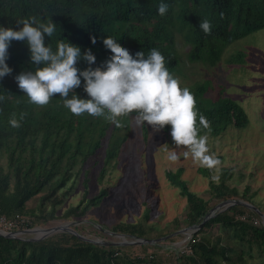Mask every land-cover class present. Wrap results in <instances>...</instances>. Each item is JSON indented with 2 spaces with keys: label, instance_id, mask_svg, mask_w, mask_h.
<instances>
[{
  "label": "trees",
  "instance_id": "obj_1",
  "mask_svg": "<svg viewBox=\"0 0 264 264\" xmlns=\"http://www.w3.org/2000/svg\"><path fill=\"white\" fill-rule=\"evenodd\" d=\"M161 2L169 5L164 16L158 14ZM31 17L56 24L53 36H45V45L53 51L61 40L80 47L82 54L90 49L96 57L92 68L101 66L112 55L103 45V40L111 37L133 57L139 51L147 56L152 48L157 49L165 57L169 72L176 78H186L185 62L177 51L178 37L190 46L188 61L215 66L228 46L264 30V0H0V27L20 30L22 25L17 21ZM203 19L212 25L208 35L199 28ZM8 53L6 63L13 71L0 79V96L4 97L0 100V215L8 219L18 214L27 216L31 220L28 228L33 229L60 218L59 208L75 189L82 168L98 162L102 150L108 166L112 160L121 158L131 141L149 144L156 136L151 126L146 123L137 126L131 116L118 118L123 125L119 128L103 117L86 113L75 116L63 106L58 94L43 107L29 103L15 82L21 72L35 70L27 42L12 41ZM246 59L234 54L228 62L243 66ZM76 66L83 71L89 65L81 60ZM83 83L81 80V87L74 92L79 98L88 99ZM184 87L195 96L200 135L218 137L231 127L244 129L249 125L248 113L237 99L226 93L227 88L215 92L206 82ZM13 113L18 120L22 113L26 114L19 128H12L8 123ZM199 114L210 122V129L200 127ZM170 131L171 127L166 126L157 134L169 138ZM184 172V168L175 172L167 170L166 177L186 198L184 218L188 227L199 226L211 211V201L189 189L181 179ZM198 172L209 178L212 198L221 202L239 200L252 206L240 204L216 212L198 231L205 232L214 224L223 225L225 231L232 230L226 241L222 238L197 241L196 234L193 236L196 241L191 243L192 253L180 252L171 261L158 253L162 247L159 242L123 246L95 244L68 231L38 241L28 240L30 237L0 236V264H264V222L260 209L251 198L240 195L226 183L231 171L223 169L218 183L212 178L214 169L199 167ZM104 173L105 169L101 172V181ZM86 175L88 186V171ZM107 194V189H101L98 196L89 198L86 190L82 201L71 205L61 218L84 217ZM35 198H39V204L28 209L27 203ZM232 212L247 214L249 218L241 221ZM252 217L260 221L259 225L251 222ZM144 219L147 221L149 215L145 214ZM179 224L180 219H176L175 225ZM74 231L80 234L79 226L75 225ZM111 231L134 239L167 236H152L157 228L144 222H119Z\"/></svg>",
  "mask_w": 264,
  "mask_h": 264
},
{
  "label": "rangeland",
  "instance_id": "obj_2",
  "mask_svg": "<svg viewBox=\"0 0 264 264\" xmlns=\"http://www.w3.org/2000/svg\"><path fill=\"white\" fill-rule=\"evenodd\" d=\"M189 50L190 46L178 37L177 51L185 62L183 72L186 75V78L177 76L181 88L188 86L190 81L212 80V90L223 91L219 85L227 88L226 93L237 99L240 105L242 104L250 119L249 125L244 129L231 127L221 136L208 137L209 154H214L221 161L214 169L212 178L215 177L213 180L218 183L221 181L220 175L223 169L231 171L226 183L231 188H236L240 195H247L252 199L260 209L261 220L264 222V30L228 46L222 60L215 66L207 65L202 61L197 63L188 61ZM234 54L242 55L245 59L247 55L245 64H241L243 66L231 65L228 62ZM211 94L217 95V93ZM152 133L156 136L155 140L140 145L135 140L131 141L122 151L121 158L112 160L108 166L105 165V152L102 150L98 162L91 166L86 164L82 168L75 189L68 194V198L59 208L57 215L60 218L50 221L41 228L68 225L74 230V226L77 225L80 234L104 243L122 240L111 233L112 227L119 222H144L149 226H155L157 232L152 236L174 234L188 227L184 218L186 198L180 195V190L166 177L167 170L175 172L179 168L185 169L181 179L186 182L189 189L206 200L210 199V210L222 203L212 198V193L209 192V178L203 177L198 172L200 166L194 164L191 157L185 159L181 155L175 163L166 159L167 151L175 147L171 135L169 138H163L153 131ZM135 134L132 133L133 136ZM175 150L177 153L183 151L181 148ZM103 169L105 173L101 181ZM87 171L88 186L85 185ZM101 189L108 190L107 197L100 203L95 202L84 217L71 220L61 218L71 205H78L82 201L86 190L89 192V198H93L98 196ZM39 202V198L31 200L27 203L28 209L35 208ZM145 214L149 215L147 221L144 219ZM232 214L241 221H247L249 218L247 214L238 212ZM176 219H180L179 226L175 225ZM250 220L255 225L260 223L254 217ZM198 231H186L169 238H160L162 240L158 242L162 247L157 250L158 253L172 261L193 243V236L196 234H198L197 241L199 238L213 241L222 238L226 241L227 235L232 232L231 228L229 232L225 231L220 224H214L202 233ZM34 236L20 235L24 238ZM127 239L135 240L131 237ZM134 249L139 251L140 248ZM153 250L154 248L150 251Z\"/></svg>",
  "mask_w": 264,
  "mask_h": 264
},
{
  "label": "clouds",
  "instance_id": "obj_3",
  "mask_svg": "<svg viewBox=\"0 0 264 264\" xmlns=\"http://www.w3.org/2000/svg\"><path fill=\"white\" fill-rule=\"evenodd\" d=\"M168 10L167 3L159 4L160 16L166 15ZM17 24L22 25L20 30L0 27V79L13 71L6 63L11 42L26 41L35 70L21 72L15 82L29 103L43 107L58 94L71 114L103 117L117 128L123 126L118 118L124 116H131L137 126L146 123L155 133L170 126L175 147L167 151L168 161L175 163L182 155L185 159L191 157L194 164L209 170L220 165L221 161L209 154L208 135L199 134L194 94L187 87L181 88L179 78L169 72L160 51L152 48L147 56L139 51L133 57L128 49L107 37L103 45L112 55L101 66L92 68L96 57L90 49L82 54L80 47L66 40L59 41L55 51L45 45V36L52 37L56 30L52 20L40 22L31 17L17 21ZM199 28L208 35L211 22L203 19ZM92 43H96L95 38ZM81 60L89 65L83 71L76 66ZM81 80L88 99H81L74 92L81 87ZM198 82H206L212 89V80L190 81L189 85ZM3 99L0 96V100ZM24 115L22 113L18 120L13 113L9 125L19 128ZM199 125L210 129V122L202 114H199ZM176 148L183 149L182 153H177Z\"/></svg>",
  "mask_w": 264,
  "mask_h": 264
},
{
  "label": "water",
  "instance_id": "obj_4",
  "mask_svg": "<svg viewBox=\"0 0 264 264\" xmlns=\"http://www.w3.org/2000/svg\"><path fill=\"white\" fill-rule=\"evenodd\" d=\"M240 204L251 206L250 204L244 203L243 201L227 200L225 202L220 203L216 207H214L210 211V213L206 216V220L209 219L210 217H212L218 211L220 212V211H222L224 209L229 208L230 206L240 205ZM206 220L203 223H201L199 226L187 227L185 229L177 231L174 234H180V233H184L186 231L200 230L204 226ZM40 231H43V233L38 234ZM61 231H68V232L74 233L77 236L81 237L82 239L90 241V242L95 243V244H110V245H115V246L135 245V244H143V243H154V242H158V241H160L162 239L169 238L170 236L174 235V234H171V235L162 237V239H160V238L159 239H135V240L129 241L127 239L128 236H126L124 234H115L114 232H111L112 234L118 236L122 240L119 241V242L104 243L101 240H94V239H89L87 237H84V236L78 234L77 232H75L74 230H72L70 227H68V225H66V226H58V227H53V228L35 227L33 229H29V230L24 231L23 235H28V234L29 235H35L34 237L29 238L28 240L38 241V240L45 239V238L49 237L50 235H52V234H54L56 232H61ZM0 236H4L6 238H21L19 235H17L16 233H13V232L12 233H1L0 232Z\"/></svg>",
  "mask_w": 264,
  "mask_h": 264
},
{
  "label": "built area",
  "instance_id": "obj_5",
  "mask_svg": "<svg viewBox=\"0 0 264 264\" xmlns=\"http://www.w3.org/2000/svg\"><path fill=\"white\" fill-rule=\"evenodd\" d=\"M31 220L27 216L16 215L13 219H8L7 217L0 215V232L1 233H16L17 235H22L24 231L29 230V225ZM196 240L193 239L192 242ZM182 254H191V244L188 245L184 250L181 251Z\"/></svg>",
  "mask_w": 264,
  "mask_h": 264
},
{
  "label": "bare ground",
  "instance_id": "obj_6",
  "mask_svg": "<svg viewBox=\"0 0 264 264\" xmlns=\"http://www.w3.org/2000/svg\"><path fill=\"white\" fill-rule=\"evenodd\" d=\"M41 233H43V231H40L38 234H41Z\"/></svg>",
  "mask_w": 264,
  "mask_h": 264
}]
</instances>
